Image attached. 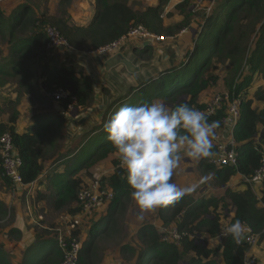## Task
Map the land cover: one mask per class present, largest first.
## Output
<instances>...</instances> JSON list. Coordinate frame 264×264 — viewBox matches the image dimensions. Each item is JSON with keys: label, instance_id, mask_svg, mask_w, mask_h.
<instances>
[{"label": "trees", "instance_id": "obj_1", "mask_svg": "<svg viewBox=\"0 0 264 264\" xmlns=\"http://www.w3.org/2000/svg\"><path fill=\"white\" fill-rule=\"evenodd\" d=\"M161 1L159 0L156 5L136 10L128 4V0H95V14L86 25H71L63 18L45 17L40 20L31 5L26 2L18 3L9 13L0 7V39L9 46L8 61L0 64V76H19V89L38 104L52 105L53 99L49 94L58 88H63L69 92L70 97H75V108L85 109L93 96L90 77L81 66L76 64L69 67L60 63L55 55L47 53L45 47L48 40L42 30L43 26L45 24L55 26L67 42L80 51L95 50L114 41L125 35L130 26L142 25L156 35H176L187 26L186 16L179 24L165 26L161 14ZM189 1L178 2L176 9L184 13L188 10ZM215 5L213 13L207 16L205 23L201 24V31L198 32L197 37L195 35L192 38L193 48L185 54L180 63L143 82L135 94L136 99L124 100L118 107L137 106L160 98L173 108L186 103L201 109L204 106L200 102L201 94L217 79L214 75L205 77L206 69L213 61L229 60L234 67V73H238L237 69L243 63L248 74L240 72L236 81L234 83V80L231 81L228 89L231 98L241 94L240 118L233 131L234 139L238 143L237 161L235 165L215 167L214 171L216 182L225 185L232 176L236 175L242 177L245 182L244 177L253 175L264 155L262 148L264 133L260 135L259 132V129L264 127V104L262 107L254 104L264 103V85L249 94L256 73L264 80V0H217ZM223 14L224 22L220 23ZM200 39L202 45H199ZM250 43H253L252 48ZM148 47H144L143 50ZM199 48L202 49V53H199L198 58ZM143 52L137 53L142 59L150 55ZM70 97L56 103L66 111L71 103ZM18 102L17 97L12 103V113L8 123L0 122V135L5 132L12 135L22 162L20 174L23 183L29 184L44 170V161L51 157L48 153L52 152V147L59 140L65 120L62 114H52L46 120L36 121L35 127H28L25 131L18 132L15 129L18 117L15 106ZM220 116L221 111L215 116L208 117V120L218 121ZM103 125L104 122L100 127ZM96 136L84 144V148L89 146L90 153L86 154L83 148L84 156L81 155L67 164L64 173H49L46 176L49 182L56 180L57 183V192L51 203L56 210L76 201L77 193L84 182L76 176L80 170L90 168L96 162L116 152L106 137L103 142L100 141V144L95 142ZM212 150L214 151V147ZM65 157L66 154L62 152L53 160L59 162ZM207 161L208 158H203L199 164L214 169V166ZM112 163L114 171L107 177V184L114 194L105 218V222L109 224L114 220L113 214L117 207L123 206L130 196L124 170L118 160H113ZM6 181L10 184L9 180ZM262 185L260 198L252 191L251 186L246 184V188L242 191L226 189L225 197L228 198L229 203L225 202L224 197L210 198L185 209L181 197L170 205L158 207V214L165 224L180 217L177 229L182 233L180 242L182 251L183 253L194 251L197 255L189 259L190 264H216L213 260L202 263L200 257H209L215 253V250L206 248L197 237L198 233L205 231L211 236H218L229 224L238 220L248 224L258 234L259 242L264 241V181ZM221 202L227 212H229V204L233 209V215L224 227L216 213L213 218L201 217L209 212V206H214L216 209ZM0 212H4L1 202ZM72 212H80V207H76ZM190 235L193 237L190 238ZM73 236H78L77 228L73 231ZM92 236L81 247L78 264H89L86 248L91 245ZM140 236L146 249L141 252L137 264H177L181 258L177 245L163 242L160 233L153 225H144L140 229ZM49 243L52 244L51 250L54 251V247L57 250L46 257L41 264H60L63 252L58 247L57 240L51 239ZM219 248L225 264L244 263L247 246L238 245L230 235L223 236ZM143 254H148L146 259L142 257ZM0 264H8L1 251Z\"/></svg>", "mask_w": 264, "mask_h": 264}, {"label": "crops", "instance_id": "obj_2", "mask_svg": "<svg viewBox=\"0 0 264 264\" xmlns=\"http://www.w3.org/2000/svg\"><path fill=\"white\" fill-rule=\"evenodd\" d=\"M87 1H91L92 3H94V12L90 16L91 18L85 24L75 25H86L93 18L96 11L95 0ZM79 5H82V3H79ZM165 22L166 21L164 20V24ZM190 39V37L184 38L183 48H185L186 44L191 42ZM141 42L142 41H140L139 38H128L122 42L119 48V51H121V53H123L129 60H131L135 65L141 67L140 70L135 73L128 72L125 66L122 64H118L110 70H105L104 62L112 54L106 55L96 53L93 55L85 51L76 50L75 48L67 49V51L65 49L56 50V54H66L65 56H69L68 58H71L72 60L70 62L74 65L77 64L81 66L85 73L90 77L93 89L91 102H93L89 104L85 109L80 110L76 108L75 110L73 109L65 111L60 105L59 109L52 108L49 109V111L44 109L40 110L36 112V114H33L34 116H31V121L21 126V129L18 127L20 125V118L19 116L17 117L15 129L18 132H23L28 127H35L37 125L36 121L41 122L43 120H46V118H48V116L52 114H62V117L65 120V124L60 136L62 137V141H64V143L62 145V149H59L58 153L63 152L64 154H66V157L59 162H54L53 159L55 156H51L50 158L46 159L44 161V170L42 171L40 176L35 181L29 184H25L24 186L15 187L11 184V182L10 184L7 183V179L5 180L0 176V202L2 203L4 210V212H0V221L1 218L3 219L7 215L8 212L14 213L13 223L9 226L0 227V251L1 254L5 256L8 264H41V262H43L46 257H49V255L57 250L56 247H54V251L51 250L52 244L49 243V240L51 239L56 240V233L52 232L53 230L51 229L54 226H50L49 228L45 225H40V223L38 222L41 221L42 217L48 216L47 211L49 207L51 209L50 212H52L53 215L54 212L58 213L53 217L54 219L56 218L54 221L60 219L62 220L61 224L64 222V224L60 225L64 233L73 234L74 230H71L68 227V224L76 215L80 218L79 224L87 225L84 228L77 226V237L81 242V247H83L88 242L90 236L93 235L91 245H88V247L86 248L88 259L87 261L89 264H137L139 258L141 257V252L143 250L145 251L146 249L145 245L142 243V237L140 236V229L144 225H153L160 234H162V228L169 224H171V226L177 227V223H179L180 217L178 218V220L176 219L168 224H165L158 214V208L155 216L150 215V213L147 212L143 214V217L141 219H138V216L140 214L139 211L136 212L138 210L136 205L134 204L133 209H129L128 205H126V201L123 206L119 205L117 207V210L113 214L114 220H112L110 224L105 222L109 203L100 206L96 211H94V215L87 220L82 219L81 217L85 216H80L79 212H72L73 209L78 207L76 202L60 210H56L51 205L52 200L57 192V183L56 180L49 182L46 176L49 173H64L66 171V165L68 164L69 159L71 160V158H76L83 154L82 150L86 141L96 135L106 133L103 131V127H100V125L105 121L106 118L111 117L112 114L119 109L118 105L120 102L124 100L136 99L135 94L138 90V87L143 82L159 74H162L166 69L177 65L186 54V51L184 52L183 48H181L180 51L175 52L176 54L173 59L167 60L162 68H158L159 62L156 55L151 56L150 64L153 65V68H151V65L150 67H147V65L145 66L146 62L144 61V59H142L137 53L140 51H144L145 53L151 52L155 49L157 42L155 41L156 43H154L152 41L147 45L149 46L148 49H151L149 51L148 49L143 50L144 47L142 48ZM181 53H184L182 58L179 56V54ZM62 62L64 65L68 66L69 59H63ZM142 62L145 63L142 64ZM155 67L158 68L157 71H153ZM256 75L257 73L254 75L253 81ZM257 77L259 79L258 83L254 86L253 90H251L250 87L249 94H252L257 87L264 85L262 84L264 83V80H262V78H260L258 75ZM96 90H100V93H97ZM105 91L108 92V95L104 94ZM129 91H131L132 93H130ZM54 101L55 100H53V102ZM156 101L162 100L160 98L152 100V102ZM109 103L112 104L110 109V105L108 106ZM254 104L257 107H262L264 103L255 102ZM79 123L80 125L78 126ZM71 128L73 132H70ZM90 130L91 133L85 137L83 133ZM59 140H61V138H59ZM79 140L80 142H78ZM74 143H77V145ZM74 158L72 160H74ZM114 159H118L117 152L110 154L103 160H109L110 163L113 164L112 161ZM48 165L52 166L51 168H58L50 172L47 168ZM97 167L91 166L89 168L90 174H93ZM201 167L204 168L205 171H212L213 179L216 182V179L214 178V171L216 168L214 167V169H208L204 166ZM112 168L113 169L110 174H112L114 171L113 165ZM83 171H85V169L80 170L79 173L76 174V176L83 179V184H87L89 183L87 181L88 175L83 173ZM214 184V189L211 190V193L206 192L207 197L203 198V201H206L210 198L219 199L224 197L225 202L229 203L228 198L225 197V191L227 188L242 191L246 188V184L248 185V183L244 182L242 180V177H240L239 175L232 176L225 185H220L217 182ZM55 185L56 189H53ZM106 185L109 186L108 184ZM249 185L251 186V189L256 194V196L260 198L263 188L262 183ZM7 187L10 188H8V191ZM15 193H17V195ZM13 196L16 197L13 199ZM46 204H48L49 207L45 206ZM228 208L229 212H227V210L223 208L221 202L218 204L216 209L214 206H209V212L204 213L201 217L213 218L216 213L221 219L222 227H224L233 215V209L230 204L228 205ZM119 212L122 214V216L126 214L127 217V220L122 224V226L121 224L117 226V220L115 219V215ZM175 221L177 223H174ZM99 223H104L103 226H106L105 231L98 227ZM34 224L37 226V228ZM192 237L193 236L191 235L190 238ZM197 237L206 248L215 250V253L211 254L209 257L201 256L200 259L202 263H205L208 260H213L216 264H225L224 259L221 255V249L219 248L221 240L218 236H211L207 232L202 231L198 233ZM259 244L263 245L264 241L258 242L257 245L248 248L246 254H254L256 257H258V264H264V250L258 247ZM177 247L181 255V258L178 260L177 264H190L189 259L192 257H197L194 251L183 253L181 245H178ZM145 256H148V254L142 255L143 258Z\"/></svg>", "mask_w": 264, "mask_h": 264}, {"label": "rangeland", "instance_id": "obj_3", "mask_svg": "<svg viewBox=\"0 0 264 264\" xmlns=\"http://www.w3.org/2000/svg\"><path fill=\"white\" fill-rule=\"evenodd\" d=\"M180 1L182 0H162L161 1L162 18H163V21L165 20L167 22V23L165 22L164 25L168 26V25L179 24L182 20H184V17L186 16V19L188 21L187 26L184 27L181 31H179V33H177L176 35L169 36L161 41H156L157 43L153 41L154 43H156V46L154 50L149 52L150 55H147L143 58L144 61L146 62L145 66L147 65V67H150L151 65L150 57L156 55L157 60L159 62L158 68H162L168 59L170 60L175 57V54H176L175 52L180 51V49L183 48V41H184V38L186 37H190L191 42L186 44L183 50L184 52L186 51V53L189 50H191L194 46V43L192 42L193 40L192 38L195 37V35L197 37L198 32L201 31V28H200L201 24L205 23L207 16H210V14L213 13L217 0H214L213 2L212 1L210 2V0H190L188 10L185 11L184 13L182 12L184 15L176 9V4ZM22 2L29 3L32 9L34 10L37 18H39L40 20H42L45 17L46 18H63L68 24H71V25L85 24L91 18L90 16L94 12V9H93L94 3H92L91 1H87V0H0V7L4 8V10L7 13H9L18 3H22ZM158 2L159 0H128V4L133 9H136V10H142L147 5L158 4ZM79 3H82V5H79ZM223 22H224V14L220 18V23H223ZM46 25L48 24H45V26ZM45 26H43L42 30L45 28ZM202 44H203L202 39H200L199 45H202ZM252 44L250 43L251 48L253 47ZM8 50H9L8 44L4 42V40L0 39V64L7 63ZM199 53H202L201 48H199L198 50V58H199ZM183 54L184 53H181L179 54V56L182 58ZM65 55L66 54H61V55L56 54V58L60 63H63L62 62L63 59H69V64L67 63L68 66L70 67L71 65H74L73 63L70 62L72 61L71 58H68L69 56H65ZM145 62H142V64H144ZM152 66L153 65H151V68H153ZM158 68L155 67L153 71H157ZM233 68L234 67L232 66L231 63H229V60L227 59H223V60L221 59L220 61L219 60L216 61L215 59L213 61V63L206 69L205 77L214 75L217 77V79L215 80L213 84H210L208 88L201 94V97H200L201 102L207 101L209 98H211L216 93L229 92L228 89H229V85L231 81L234 80L233 81L234 83L240 72H242L243 74H248V72L246 71V66H243V63L237 69L238 73H234ZM258 80L259 79L256 75L254 78V81L251 84V90H253L254 86L258 83ZM18 83H19V76H5V77L0 76V121L1 122L8 123L9 116L12 113V107H13L12 103H14V100L17 97L19 98V102L17 103L15 108L20 118V125L18 126L20 129H21V126L31 121V118L34 116L33 114H36V112L43 110V109L48 110V111L49 109H52V108L59 109V104L56 103L55 101L53 102L52 105L37 104V102L34 101L28 94L24 93L23 90L19 89ZM96 92L100 93V90H96ZM104 94L108 95V92L105 91ZM92 102H90V104ZM111 103L108 104V106L110 105L109 109L112 106ZM110 118L111 117L106 118L104 121V124ZM79 125L80 123L78 124V126ZM70 132H73L72 128L70 129ZM259 132H260V135L264 133V127L260 128ZM90 133H91V130L83 134L86 137ZM104 137H106L107 139V133L96 136L95 142L96 141L97 143H100V141L103 142L105 140ZM60 138L61 140H58L55 146L52 147V152L48 153V156H56L57 154H60L58 153V151L59 149H62V145L64 143V141H62L61 136ZM78 142H80V140ZM74 144L77 145V143H74ZM100 144H98V146ZM262 148L264 149V143L262 144ZM84 151L86 152V154L90 153L89 146L85 147ZM84 151H83V154H84ZM181 155L183 158L178 168L174 172V175L172 177V182L176 183L179 187H190L192 189L190 192L186 193L183 196V204H184L185 209H187V208H190L192 205L199 203V201L202 200L203 198H206L207 197L206 192L211 193V190L214 189L215 187L214 183L216 182L213 179V172L209 170L205 171V169L202 168L201 165L199 164L200 160L197 161L189 157L183 156V153H181ZM73 158H71V160L69 159L68 164H70ZM112 165L113 164H111L109 160H100L93 165L94 167L98 166L95 171L93 170L94 171L93 174H90L89 168L85 169L83 173L88 175V178H87L88 182H91L97 179V180H100L102 184L105 186L107 184V177L110 175L113 169ZM51 167L52 166H49V165L47 166L48 171L50 172L58 168V167H53V168ZM8 188L9 187H7V191H8ZM53 189H56V185L53 187ZM15 194L17 195V193ZM15 197L16 196H13V199ZM125 201L129 209L134 208L133 206L135 203L131 199L130 196ZM45 206L49 207L48 204H46ZM50 211L51 209L49 207L47 211L48 216L42 217L41 221H38V222L40 223V225H45L49 228L50 226L52 227L54 226L53 228H51L53 230L52 232L57 233L56 228L60 229L61 228L60 225L64 224V222L61 224L62 220L60 219L59 220L57 219V221H54L56 218L54 219L53 217L57 215L58 213L54 212V215H53V213ZM156 211L157 209L149 213L150 215L155 216ZM136 212H138V210ZM93 215H94V212L90 215H87L81 218L84 220H87L91 218ZM13 217H14V213L8 212L7 215L3 219L1 218L0 227L9 226L10 224H12L14 221ZM126 218H127L126 214L124 216H122L120 212L116 214L115 219L117 220V226L120 224L122 226V224L127 220ZM79 223H80V218H79ZM174 223H177V222L175 221ZM103 225L104 223H99L98 227L102 229L103 231H105L106 226H103ZM78 226L84 228L87 225L78 224ZM35 227L37 228L36 225ZM170 227H171V224L163 227L161 233L167 231ZM258 247L264 250V244L263 245L259 244ZM144 258L146 259L147 256H145ZM257 260H258V257H257Z\"/></svg>", "mask_w": 264, "mask_h": 264}, {"label": "clouds", "instance_id": "obj_4", "mask_svg": "<svg viewBox=\"0 0 264 264\" xmlns=\"http://www.w3.org/2000/svg\"><path fill=\"white\" fill-rule=\"evenodd\" d=\"M208 116L186 103L173 108L156 101L123 105L103 125L126 174L138 219L192 190L179 187L172 177L183 158L181 153L197 161L214 155L213 138L219 121L209 122ZM243 233L244 226L238 220L224 229L237 243Z\"/></svg>", "mask_w": 264, "mask_h": 264}, {"label": "built area", "instance_id": "obj_5", "mask_svg": "<svg viewBox=\"0 0 264 264\" xmlns=\"http://www.w3.org/2000/svg\"><path fill=\"white\" fill-rule=\"evenodd\" d=\"M214 0H210V2ZM48 43L45 47L49 55H56V50L73 49L67 40L61 35L59 30L53 25H46L43 29ZM169 36L156 35L149 32L142 25L130 26L128 31L122 37L111 41L105 45L98 47L95 50H88L89 54H113L117 52L125 39L139 38L141 45L143 41L150 39L151 41H161ZM55 101L64 100L69 96V92L63 88H58L49 94ZM71 103L68 105V110H73L75 107V97H70ZM203 108L198 109L209 114L208 117L215 116L221 111L219 127L215 130L213 138L214 155L208 158V163L216 168L235 165L237 161V145L233 136L234 128L240 118L241 94L231 98L229 92L216 93L207 101L202 102ZM21 159L17 154L16 147L13 142V137L9 132L0 135V176L11 182L13 186H24L22 176L20 174ZM248 184L262 183L264 181V155L260 160L258 168L254 171L251 177H244ZM113 191L103 185L100 180H93L87 184H82L76 198V204L80 207V216H87L96 211L100 206L109 203L113 199ZM79 224V217L76 215L69 222L68 227L75 230ZM244 233L239 243L240 246L248 248L257 245L259 236L252 228L242 223ZM56 240L63 252L62 261L60 264H78L79 252L81 249L80 240L71 233H64L60 228L56 229ZM191 236V235H190ZM226 236L224 230L218 237L220 240ZM182 233L176 226H171L167 231L161 234V240L164 242H172L177 246L180 245ZM243 264H258L257 257L254 254H246Z\"/></svg>", "mask_w": 264, "mask_h": 264}, {"label": "water", "instance_id": "obj_6", "mask_svg": "<svg viewBox=\"0 0 264 264\" xmlns=\"http://www.w3.org/2000/svg\"><path fill=\"white\" fill-rule=\"evenodd\" d=\"M151 42L152 41L150 39H147V40L143 41L142 46L145 47L148 44H150ZM118 64L124 65L126 70L130 73H135L138 70H140V68H141L140 66L135 65L131 60H129L119 50L108 57V59L104 62V68H105V70H110L111 68L117 66Z\"/></svg>", "mask_w": 264, "mask_h": 264}]
</instances>
